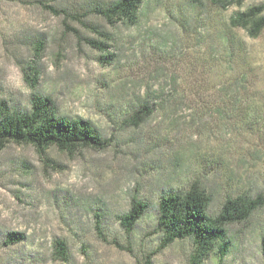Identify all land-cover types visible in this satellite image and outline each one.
I'll return each instance as SVG.
<instances>
[{
    "label": "rangeland",
    "instance_id": "1",
    "mask_svg": "<svg viewBox=\"0 0 264 264\" xmlns=\"http://www.w3.org/2000/svg\"><path fill=\"white\" fill-rule=\"evenodd\" d=\"M112 0H0V104L28 110L48 98L59 116L89 120L103 150L75 153L8 143L0 152V264H189V239L162 247L157 203L197 182L216 215L226 198L261 195L263 204L226 227L227 254L202 264H262L264 234V29H231L240 0H144L134 25L108 24L94 11ZM264 14V13H263ZM44 50L33 56V44ZM94 42L95 44H91ZM27 74V78L24 76ZM146 91L163 92L142 123L127 121ZM147 204L129 233L119 218L131 196ZM100 216L106 241L96 237Z\"/></svg>",
    "mask_w": 264,
    "mask_h": 264
},
{
    "label": "trees",
    "instance_id": "2",
    "mask_svg": "<svg viewBox=\"0 0 264 264\" xmlns=\"http://www.w3.org/2000/svg\"><path fill=\"white\" fill-rule=\"evenodd\" d=\"M144 0H112L94 11L108 24L124 22L134 25L137 20V9ZM222 9L230 5H239L240 0H210ZM264 6H253L244 11H237L228 19L231 29H242L250 38H256L264 29ZM95 44L94 42H90ZM44 50L41 40L33 44V56L39 58ZM24 77L27 74L24 72ZM163 92L145 94L138 98L131 109L127 121L133 124L144 122L153 112L156 103L160 106ZM8 143L31 145L38 152L44 153L50 147L58 151L75 153L83 149L103 150L106 138L89 121L70 119L59 116L51 107L48 98L35 97L28 110H18L5 103L0 104V152ZM209 195L193 182L184 192H170L162 195L157 203L156 232L160 235V245L167 247L176 241L189 239L193 251L189 264H202L204 259L215 250L219 257L227 254L228 243L226 227L230 224L245 222L262 204L261 195L251 197L245 193L233 198H226L218 213H208ZM147 204L131 196L129 210L119 218L120 226L129 233L135 223L144 215ZM96 237L106 241V232L102 229L101 218L95 216ZM1 248H8L25 241L23 232L10 231L1 237ZM261 257L264 264V234L261 237ZM52 254L56 261L69 263L66 243L57 239L53 242Z\"/></svg>",
    "mask_w": 264,
    "mask_h": 264
}]
</instances>
